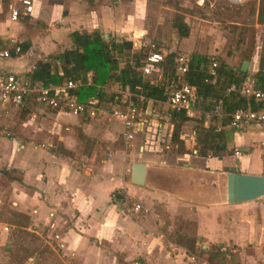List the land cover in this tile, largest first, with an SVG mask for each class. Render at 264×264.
I'll use <instances>...</instances> for the list:
<instances>
[{"label":"crops","instance_id":"0c3cea01","mask_svg":"<svg viewBox=\"0 0 264 264\" xmlns=\"http://www.w3.org/2000/svg\"><path fill=\"white\" fill-rule=\"evenodd\" d=\"M0 11L6 15L0 20V42L23 35L28 42L18 55L0 59V68L13 72L29 73L36 59L69 47L73 29L95 28L103 36L129 40L132 31H147L139 27L147 18L145 0H38L32 14L15 21L8 18L5 2ZM36 20L41 28L27 31L25 23ZM252 56L247 72L257 68ZM1 106L0 131L12 133L0 134V204L9 207L8 222L15 223L12 211L26 215V228L49 251L21 264H209L177 244L176 233L195 237L205 248L230 246L249 264H264V195L228 203L224 177L229 166L264 173V126L221 124L205 115L196 122L183 120L182 135L189 122L213 124L223 130L225 148L239 152L199 156L186 149L169 157L160 148L172 126L165 100H145L139 109L145 127L130 138L110 113L71 114L33 100L20 107L0 101ZM255 128L263 135L259 144L248 139ZM189 131L192 137V126ZM132 161L145 163L142 184L129 180ZM115 190L120 196L112 195ZM136 202L139 208L133 209ZM2 233L0 227V238Z\"/></svg>","mask_w":264,"mask_h":264},{"label":"trees","instance_id":"16d2710c","mask_svg":"<svg viewBox=\"0 0 264 264\" xmlns=\"http://www.w3.org/2000/svg\"><path fill=\"white\" fill-rule=\"evenodd\" d=\"M254 12L255 21L264 24V0H257ZM171 25L179 36L187 35L189 27L180 13L172 17ZM68 37L70 39L69 47L51 54L49 59H36L29 74L32 78L44 83L48 81L57 83L68 78L85 80L89 77V83L83 82L76 89L78 100L85 101L89 96H94L99 102H113L117 100L115 93L113 91L106 92L103 86L118 82L122 86L126 85L131 91L142 95L141 99L135 98L136 106L140 109L146 99L164 100L165 86L171 79L176 80L174 66L178 54L173 51L166 52L160 62V78L157 81H151L140 73L139 67L142 64L143 52L132 49L131 40L111 35L103 36V33L95 28L92 30L73 29L68 33ZM27 46L28 42L24 40L21 52ZM121 59H123V64L119 65ZM260 60L261 57H259L258 66L254 70V76L257 84L264 87V66L260 64ZM186 63L187 69L182 78L193 86L195 94L193 106L202 104L203 109H208L214 102H219L222 109L227 112L237 106L255 107L257 105V102L251 97L226 91L227 85L230 82H238L247 72L246 70L240 71L239 67L233 68L224 60H219L215 67V76L212 78L207 69L208 56L198 52H190L189 56H186ZM188 117L183 112L173 110L169 116L172 123L169 134L170 140L177 146L181 145L180 152L186 150L180 137L181 122ZM228 121L229 117L226 115L220 118L221 124ZM193 129L195 154L199 156L224 154L226 151L225 138L221 128H216L213 124L208 126L196 124ZM63 152L66 153L65 150ZM112 193L113 196H120L116 190ZM12 213H14L13 221L17 222L19 219L20 222L22 220L21 223H26V215L16 211H12ZM173 239L193 254L205 252L208 261L210 257L217 255L215 251L209 254L210 250L207 247H201L195 242V237L185 233H176ZM215 247L217 248V246Z\"/></svg>","mask_w":264,"mask_h":264},{"label":"rangeland","instance_id":"374dc122","mask_svg":"<svg viewBox=\"0 0 264 264\" xmlns=\"http://www.w3.org/2000/svg\"><path fill=\"white\" fill-rule=\"evenodd\" d=\"M256 4L257 0H248L238 6H225L221 0H205L200 5L196 0H145L147 18L139 27H143L147 31L142 36L141 47L138 50H141V52L145 51L147 42L153 40L156 47L165 50V52L173 51L175 54L183 56H189L190 52H198L207 56L213 55L217 63L219 60H224L227 64L235 65L236 67L244 59L251 60L252 55L255 54L257 66L259 57H261L260 64L264 66V24L255 21L254 11ZM177 13H180L188 24L189 29L186 36H179L171 25V19ZM4 16H6L4 12L0 11V20ZM25 24L27 31H36L37 28L40 29L41 25H43L40 20ZM23 36L17 38L24 40ZM60 39V42H65L63 35ZM67 40H69V37H67ZM119 64H123V59L119 61ZM144 77L158 80L155 72ZM176 79L180 81L181 76L176 77ZM201 105H194L192 114L188 115L189 117L185 120L196 122L204 118L206 109H203ZM2 108L3 106L0 107V109ZM163 110L171 112L168 106ZM137 117H141V110L138 107ZM221 117L207 119L218 122ZM195 122L188 123L185 134L182 135L180 131L183 146L184 148L186 146L190 154H192L194 147L193 135L191 137L189 130L191 126L193 128L194 125L198 124ZM10 130L9 128H6V130L2 129L0 134L9 135L12 133ZM162 138V141H160L162 147L160 145V148L165 153L164 155L173 157L181 153V145H175L170 140V136L167 137L165 133ZM262 138L263 135L257 128L253 129L252 133L248 135L249 142L255 144H259ZM229 145H232L231 142H229ZM225 152L231 153L233 150L226 149ZM8 211L9 207L1 203L0 227L3 233L0 240L5 244V246L0 248L1 264H21L29 256L45 257L44 255H48L49 251L43 242L39 240L40 237L26 228L27 222L21 223L22 220L20 222L19 219L17 223L16 221H14L15 223L7 221L10 216ZM184 221L182 220L181 222L185 225L190 222ZM215 246L207 247L210 250L209 254L212 251L217 254L210 257L209 264H249L244 257H241L238 249L231 250L230 246H217V248ZM243 251L249 253L246 246L243 247ZM195 256H197V259H206L207 254L201 252L200 254H195ZM36 260L39 262L38 258ZM254 264L260 263L256 261Z\"/></svg>","mask_w":264,"mask_h":264},{"label":"built area","instance_id":"2783aa9c","mask_svg":"<svg viewBox=\"0 0 264 264\" xmlns=\"http://www.w3.org/2000/svg\"><path fill=\"white\" fill-rule=\"evenodd\" d=\"M38 0H0L5 2L8 18L17 20L22 15L32 14L34 5ZM205 0H196L200 5ZM248 0H221L225 6H238ZM144 29H136L131 32V47L139 49L141 47ZM7 44L0 42V59L18 55L21 52L22 39L16 36L5 37ZM165 55L155 46L153 40L147 42L146 50L143 51L142 64L139 67L141 75L144 77L150 73H157L161 76L160 62ZM208 73L213 78L217 61L213 55H209ZM176 77L181 76V80L172 79L165 86L163 94L167 106L173 111L189 113L193 107L195 99L193 86L187 83L182 75L187 69L186 56L178 55L174 66ZM211 78V80H212ZM206 80V79H205ZM83 82L89 83L90 79L68 78L61 82H42L31 77L29 73L13 72L0 68V101L7 102L14 106H23L29 100L52 110H64L71 114L93 115L97 112L110 113L117 117L121 124V134L125 138H130L135 130H142L145 121L137 117V106L135 98H142V95L131 91L126 85L122 86L115 82L112 91L117 100L113 102H99L96 97L89 96L85 101L77 99L76 89ZM226 91H233L242 96L253 98L257 105L237 106L230 111H224L219 102H214L210 108L205 110V117L228 116L233 126L240 123H249L257 126H264V87H260L254 76V71L246 72L238 82H230ZM154 100V99H152ZM159 100V99H155ZM170 115V113H169ZM239 150L234 148L233 154ZM260 153L264 156V142H260ZM109 154V153H108ZM133 209L139 208V203L132 205ZM193 256H191L192 258Z\"/></svg>","mask_w":264,"mask_h":264},{"label":"water","instance_id":"95a60500","mask_svg":"<svg viewBox=\"0 0 264 264\" xmlns=\"http://www.w3.org/2000/svg\"><path fill=\"white\" fill-rule=\"evenodd\" d=\"M247 60H242L240 71H245ZM221 145H223L221 143ZM195 151V150H194ZM145 173V163L132 161L129 165V180L135 184H142ZM225 201L238 203L248 201L264 195V173L239 171L234 166L224 170Z\"/></svg>","mask_w":264,"mask_h":264}]
</instances>
